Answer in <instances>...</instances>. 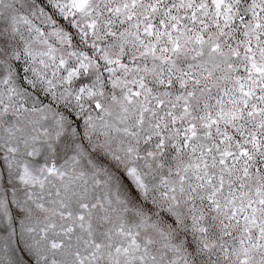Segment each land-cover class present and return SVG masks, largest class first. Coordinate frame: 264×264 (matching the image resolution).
Wrapping results in <instances>:
<instances>
[{
  "label": "snow or ice",
  "instance_id": "6c2138e0",
  "mask_svg": "<svg viewBox=\"0 0 264 264\" xmlns=\"http://www.w3.org/2000/svg\"><path fill=\"white\" fill-rule=\"evenodd\" d=\"M0 264H264V0H0Z\"/></svg>",
  "mask_w": 264,
  "mask_h": 264
}]
</instances>
